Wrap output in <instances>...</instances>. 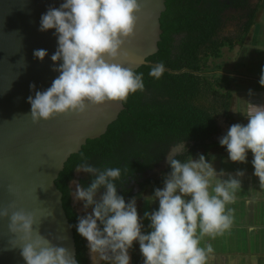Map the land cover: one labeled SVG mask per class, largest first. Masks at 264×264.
Listing matches in <instances>:
<instances>
[{
	"label": "clouds",
	"instance_id": "9594fccd",
	"mask_svg": "<svg viewBox=\"0 0 264 264\" xmlns=\"http://www.w3.org/2000/svg\"><path fill=\"white\" fill-rule=\"evenodd\" d=\"M139 0H64L59 8H49L42 15L39 31L55 30L57 50L51 55L59 75L51 86L28 97L34 123L50 121L59 115L84 114L89 105L127 101L130 94L145 88L143 74L125 67L128 53L124 46L136 34ZM34 57L43 62L45 49ZM123 58V59H122ZM166 71L163 62L154 65L149 76L160 79ZM259 83L264 87V69ZM35 90V84L30 86ZM249 95H252L250 90ZM247 124L232 125L219 143L233 163H246L253 154L254 175L264 188V105L249 103ZM185 143L167 156L171 171L164 177L163 188H156L147 200L159 201L158 210L145 212L151 231L145 234L136 199L126 203L118 193L121 168L93 166L87 160L78 165L77 173L93 177L90 186L73 179L71 195L90 214L79 218L77 233L87 241L91 264H131L130 250L136 242L143 264H206L209 244L201 247L204 236L215 237L230 229L241 180L217 172L200 154L198 159L178 158ZM243 171L236 176L243 177ZM103 190V191H102ZM99 197V198H97ZM0 219L9 221V232L19 237L25 264H78L67 248L54 245L37 229V216L23 210L0 211Z\"/></svg>",
	"mask_w": 264,
	"mask_h": 264
},
{
	"label": "trees",
	"instance_id": "16d2710c",
	"mask_svg": "<svg viewBox=\"0 0 264 264\" xmlns=\"http://www.w3.org/2000/svg\"><path fill=\"white\" fill-rule=\"evenodd\" d=\"M162 15L163 35L159 52L137 74H143L145 88L130 94L125 110L106 135L88 141L82 151L70 158L56 185L63 193L64 208L74 229L77 262L90 264L87 241L76 231L82 217L73 205L71 182L76 167L87 160L98 168L119 167L118 193L125 198L141 199L145 191L164 185L170 165L162 177L150 176L178 145L187 149L178 157L187 160L202 150L208 155L220 135L221 119L232 121V80L220 73L224 49L234 51L244 46L257 23L261 7L252 9L251 0H166ZM244 13L236 37L223 31L232 17L228 11ZM163 62L166 68L160 79L149 76L151 68ZM93 177L83 182L90 186ZM135 184L139 189L133 188ZM103 191V190H102Z\"/></svg>",
	"mask_w": 264,
	"mask_h": 264
},
{
	"label": "water",
	"instance_id": "95a60500",
	"mask_svg": "<svg viewBox=\"0 0 264 264\" xmlns=\"http://www.w3.org/2000/svg\"><path fill=\"white\" fill-rule=\"evenodd\" d=\"M64 0H0V211L23 210L37 216V229L54 245L67 248L77 260L74 229L56 182L70 158L88 141L106 135L125 110L124 103L89 105L84 114L59 115L34 123L29 96L47 90L59 75L51 55L57 50L55 30L39 31L49 8ZM136 34L125 44V67L136 72L159 52L166 0H139ZM45 49L43 62L34 57ZM123 59V58H122ZM35 84V90L30 86ZM175 154V149L172 151ZM168 161L160 166L166 168ZM0 219V264H25L19 237Z\"/></svg>",
	"mask_w": 264,
	"mask_h": 264
},
{
	"label": "crops",
	"instance_id": "0c3cea01",
	"mask_svg": "<svg viewBox=\"0 0 264 264\" xmlns=\"http://www.w3.org/2000/svg\"><path fill=\"white\" fill-rule=\"evenodd\" d=\"M261 12L257 18V23L253 28L250 34L251 44L249 48L254 51L264 52V0H261L260 3ZM257 35V36H256ZM257 37V42L254 41V38ZM244 50H247L246 45L243 46ZM258 51V52H259ZM262 57V56H261ZM244 59V58H243ZM264 59V57H263ZM264 62V61H262ZM235 67V66H233ZM238 70H234V73H237ZM256 77L247 78V77H238L241 74H236L235 80L239 81V86L242 87V92H239L241 96H238L236 90L233 91V100H232V109L231 116L232 121L227 122L226 120L221 119L219 122L220 125V135L216 138H221L225 136L229 128L234 124H247V107L249 103L256 105H264V87H261L259 80L261 76V71H256ZM238 85V84H235ZM252 92V95H249V92ZM213 150H217L218 155H213V158L209 160H215L216 163L220 161L222 167H235V171H243L245 173L243 178L244 185L246 190L243 188L237 192L236 201L233 204H229L227 207L234 209L233 212V223L230 229L235 230L233 239L236 240V244H225L223 240H218L216 247L212 249L220 250L223 246H229V254L231 258H228V264L240 263L247 259L249 256L252 258L251 264H264V188L260 187L259 178L254 175H250V172H254L252 165L253 154L248 153V158L246 163H233L228 159V152L225 147H222L220 143L212 146L210 152L205 157H210ZM213 163V161H211ZM219 163V162H218ZM217 164V163H216ZM230 165V166H229ZM81 215V213H79ZM82 216V215H81ZM230 229L224 230L223 233H230ZM212 237L204 236L201 239L202 246L207 248V246L214 241H211ZM205 244V245H204ZM212 244V246L214 245ZM213 252V251H212ZM211 252V253H212ZM220 255L221 253H213ZM226 256L227 254H222ZM231 261V262H230ZM136 264H139V260H135Z\"/></svg>",
	"mask_w": 264,
	"mask_h": 264
},
{
	"label": "rangeland",
	"instance_id": "374dc122",
	"mask_svg": "<svg viewBox=\"0 0 264 264\" xmlns=\"http://www.w3.org/2000/svg\"><path fill=\"white\" fill-rule=\"evenodd\" d=\"M261 0H253V6H256V8L258 6H262L260 5ZM261 10L258 13V17L260 15ZM239 14V13H238ZM233 16V17H232ZM231 17L233 18V20L230 19L229 23L227 24L226 29L223 31L224 36H230V37H236L238 35V33H240V29L238 26L240 24H244L246 22V20L244 19L243 21L240 20V15H236L233 14ZM230 18V17H229ZM242 19V17H241ZM244 26V25H243ZM257 36V35H256ZM254 41L257 42V37L254 38ZM251 44L250 41V36L248 37L247 42L245 43L247 50H244V48L242 46H237L234 51H230L228 48L224 49V56L223 59L220 60L218 63L223 65V69H222V73L224 74H233V68L238 70L237 73L241 74L238 77H247V78H252L256 77L257 75L255 74L256 71H261L262 69H264V52L262 53L261 49L260 51H254L251 50V48H249ZM264 51V49H263ZM262 56V57H261ZM244 58V59H243ZM235 66V67H233ZM234 73V74H237ZM227 81H230V78L227 79V77L225 78ZM232 82V90L235 91L238 94L239 92H242V87L239 86V81L233 80ZM238 84V85H235ZM238 96H241L240 94H238ZM242 97V96H241ZM222 138V137H221ZM221 138H216L215 142L218 144ZM184 151V150H183ZM200 154L204 155V152L202 150L199 151ZM212 156L210 157H206L209 161V163H212L211 161H213V166L216 168L217 172L219 173L220 170H224V172L226 173V175H224L223 177H220L221 179H228V176L231 175L233 177H236L237 179L241 180L242 183V188L244 190H246L244 185V181L243 177H239L236 176L237 171H235V167H222L220 165V161L218 160L216 163L215 160L211 159L209 160V158H213V155H218L217 150H213L212 153L210 154ZM205 156V155H204ZM199 156L194 157V159H198ZM219 162V163H218ZM230 166V165H229ZM83 172H79L77 173V177H81ZM254 172H250V175H252ZM162 173L157 174V177H162ZM164 186V185H163ZM163 186H159L157 188H163ZM73 187V192L75 191V185L72 186ZM156 188L152 187L149 188L145 191V193L143 194V197L141 199H136V203H137V209H138V213L141 217V221L143 224V231L145 232V234H147L148 232L151 231L149 225H150V221L148 219L144 218V213L147 211L149 213L153 212L154 210H158L159 207V201H153L151 202V200H147L146 197H151L154 195V190ZM139 190L136 189V192H138ZM74 204L78 210L79 213H81L82 216H85L87 214H90L92 210L90 209H85L84 205L82 202H77L76 200L74 201ZM234 232L235 230L230 229V233H223V234H218L216 235L214 238L212 237L211 241H214L211 243L212 244L216 243L219 240H223L225 242V244H236L235 241L233 239L234 237ZM216 244H214L212 247L215 248ZM238 244V243H237ZM205 245V244H204ZM230 245L228 246H223L222 248H220V250H213L212 253H208L207 254V262L206 264H228V258H231V254H229V250L231 251L232 249L230 248ZM202 246V243H201ZM213 253H221L220 255H216ZM227 254L226 256L222 255V254ZM130 256H131V264H136L135 260H139L140 263L139 264H143L144 258L140 252V248H139V243L136 242L134 244L133 249L130 250ZM248 258L242 261V264H251L252 258H250L249 256H247ZM231 262V261H230ZM90 264H91V259H90ZM231 264V263H229ZM235 264H240V263H235Z\"/></svg>",
	"mask_w": 264,
	"mask_h": 264
},
{
	"label": "flooded vegetation",
	"instance_id": "af4514ba",
	"mask_svg": "<svg viewBox=\"0 0 264 264\" xmlns=\"http://www.w3.org/2000/svg\"><path fill=\"white\" fill-rule=\"evenodd\" d=\"M223 1H225V0H223ZM251 7H252V9H254L256 7V6H253V0H251ZM233 14L240 15V20H241V17H244V13L239 12V11H233V10L232 11H228L226 16L227 17H231ZM244 24H246V22ZM244 24L242 23L238 27L241 28ZM233 70H235V69L233 68ZM220 73H222V72H220ZM222 74H224V73H222ZM224 75L228 76L232 81L235 80L234 78H235V76H237L236 74H234V71H233V74H224ZM165 169L166 168H163V167H161V168L160 167H156L154 169V171H152L149 175L150 176H156L157 174L162 173ZM82 174H84V175H82L81 177H77V172H76L75 180H78L81 183V185L84 186L83 182L87 181L90 178V174L84 173V172ZM132 185H133L134 189H139L135 184H132ZM72 186H73V184H71V188L73 190ZM72 198H73V205L75 206V204H74L75 199H74L73 196H72ZM97 198H99V197H97ZM89 209L92 210L91 208H89Z\"/></svg>",
	"mask_w": 264,
	"mask_h": 264
}]
</instances>
